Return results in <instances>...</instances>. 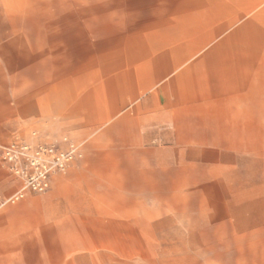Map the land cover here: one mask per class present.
Returning <instances> with one entry per match:
<instances>
[{
  "label": "rangeland",
  "instance_id": "1",
  "mask_svg": "<svg viewBox=\"0 0 264 264\" xmlns=\"http://www.w3.org/2000/svg\"><path fill=\"white\" fill-rule=\"evenodd\" d=\"M0 264H264V0H0Z\"/></svg>",
  "mask_w": 264,
  "mask_h": 264
},
{
  "label": "built area",
  "instance_id": "2",
  "mask_svg": "<svg viewBox=\"0 0 264 264\" xmlns=\"http://www.w3.org/2000/svg\"><path fill=\"white\" fill-rule=\"evenodd\" d=\"M71 156V152L58 153L43 146L30 148L12 144L0 149V159L22 183L21 191L12 198V201L22 198L24 190L46 192L52 175L62 172Z\"/></svg>",
  "mask_w": 264,
  "mask_h": 264
}]
</instances>
